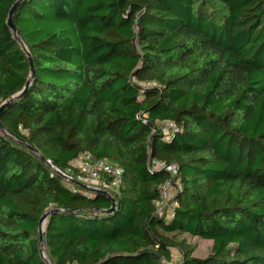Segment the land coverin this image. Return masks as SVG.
I'll list each match as a JSON object with an SVG mask.
<instances>
[{
    "label": "trees",
    "instance_id": "obj_1",
    "mask_svg": "<svg viewBox=\"0 0 264 264\" xmlns=\"http://www.w3.org/2000/svg\"><path fill=\"white\" fill-rule=\"evenodd\" d=\"M15 1L0 0V104L16 95L0 109V264H47L45 212L51 264H264V0H18L14 33ZM80 152L122 168L113 211L51 168ZM155 161L178 166L169 217Z\"/></svg>",
    "mask_w": 264,
    "mask_h": 264
},
{
    "label": "built area",
    "instance_id": "obj_2",
    "mask_svg": "<svg viewBox=\"0 0 264 264\" xmlns=\"http://www.w3.org/2000/svg\"><path fill=\"white\" fill-rule=\"evenodd\" d=\"M142 85H154V83L144 82ZM162 123L167 124L166 128L160 125L163 132L174 128V125L170 122ZM50 166L59 174L68 187L75 185L71 182L72 179H75L85 183L92 189L106 190L113 197L118 190L122 177V168L120 166L113 165L102 158H92L87 152L78 153L63 169L53 165ZM155 166L165 167L170 172L169 178L161 185L160 197L156 201V213L160 216L169 217L172 215L173 207L176 205L174 193L172 195L171 192L172 188L176 190L175 180L178 174V166L176 164L167 165L162 161H155ZM168 209L169 212H167Z\"/></svg>",
    "mask_w": 264,
    "mask_h": 264
},
{
    "label": "water",
    "instance_id": "obj_3",
    "mask_svg": "<svg viewBox=\"0 0 264 264\" xmlns=\"http://www.w3.org/2000/svg\"><path fill=\"white\" fill-rule=\"evenodd\" d=\"M17 1H18V0H16V1L14 2V4L10 7V9H9V11H8L7 20H6L7 26H8L11 30H13L14 33H16V29L14 28V25H13V22H12V14H13L14 7H15V4H16ZM17 39L20 41V39L18 38V36H17ZM20 43L22 44L23 48H24L25 51H26L27 58H28V63H29L30 74L32 75L33 72H34L33 59H32V57H31L30 53L28 52L27 48L23 45V43H22L21 41H20ZM28 83H29V79L25 82L24 88H23L18 94L22 95V93L24 92L23 90L26 89V86L28 85ZM18 94H17V95H18ZM15 97H16V95H13L9 100H6V101L2 102V103L0 104V109H1V107H3L5 104H7L8 101H10L11 99H13V98H15ZM0 128H2L1 125H0ZM26 147H27L28 149L34 151V148H33V147H31V146H29V145H26ZM40 159H41V160H44V157L40 156ZM71 182H72L73 184H75L76 186H78V187L84 189V190H88V191H89V190L97 191V192H100V193L106 195L107 197L110 198V200H111V205H110L109 208H107L105 211H106V212H111V211L114 210V207H115V198H114L113 196H111L106 190H103V189H92V188L88 187L85 183H83V182H81V181H78V180H75V179H72ZM46 217H47V213L45 212V213H43V214L40 216V218H39V222H38V236H37V238H38V245H39L40 248H41V245H42V243H43V231H44V223H45V221H46ZM40 256H41L42 259L45 260V258H44V256H43V253L41 252V249H40ZM45 261H46V260H45ZM46 263H47V264H51L49 261H46Z\"/></svg>",
    "mask_w": 264,
    "mask_h": 264
},
{
    "label": "rangeland",
    "instance_id": "obj_4",
    "mask_svg": "<svg viewBox=\"0 0 264 264\" xmlns=\"http://www.w3.org/2000/svg\"><path fill=\"white\" fill-rule=\"evenodd\" d=\"M160 125L164 126L165 128L167 127V124L165 123H160ZM2 129L0 128V133H2ZM175 193V189L172 188L171 194L173 195ZM169 212V209L168 211ZM187 241L191 243L194 246V255H199V256H204L210 251V241L205 240V239H200L196 237H186ZM41 252L43 253V256L46 261H49L47 253L45 251V248L43 245H41ZM180 258L179 251L175 248L172 249V259L173 261H177Z\"/></svg>",
    "mask_w": 264,
    "mask_h": 264
}]
</instances>
